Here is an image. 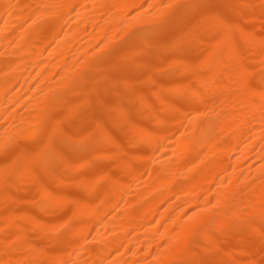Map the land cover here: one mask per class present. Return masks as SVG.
I'll return each instance as SVG.
<instances>
[{"label": "bare ground", "instance_id": "bare-ground-1", "mask_svg": "<svg viewBox=\"0 0 264 264\" xmlns=\"http://www.w3.org/2000/svg\"><path fill=\"white\" fill-rule=\"evenodd\" d=\"M262 95L264 0H0V264H264Z\"/></svg>", "mask_w": 264, "mask_h": 264}, {"label": "snow or ice", "instance_id": "snow-or-ice-1", "mask_svg": "<svg viewBox=\"0 0 264 264\" xmlns=\"http://www.w3.org/2000/svg\"><path fill=\"white\" fill-rule=\"evenodd\" d=\"M152 7H157L155 5H149V8ZM158 7H162L164 9H174L177 7H180L179 5H173L171 3H167V4H162ZM176 46V42L175 41H171L168 44V47L173 48ZM261 105L264 106V95H262L261 97ZM55 140L53 139L52 141H50V143L48 145H46L45 147L48 149L49 152H51L52 150H54L55 148ZM43 150V149H42ZM0 156L3 157V168L0 169V173H2L5 177H7L12 170H14L17 161L13 160L10 155H9V149L8 146L5 145L2 149V151H0ZM64 264H67V262H64Z\"/></svg>", "mask_w": 264, "mask_h": 264}, {"label": "rangeland", "instance_id": "rangeland-1", "mask_svg": "<svg viewBox=\"0 0 264 264\" xmlns=\"http://www.w3.org/2000/svg\"><path fill=\"white\" fill-rule=\"evenodd\" d=\"M257 31H259V33L262 32V31H260V30H257ZM257 31H256V32H257ZM257 33H258V32H257ZM186 103H187V101H179V100H176V104H177V105H180V106H184ZM121 143H122V145H123L124 148L127 147V140H126V138L124 137V135H122V137H121ZM65 146H66V145H65ZM62 147H64V146H62ZM64 148H66V147H64ZM143 149H144L143 146H135V147L132 148V152H135V153H136V152H140V151L143 150ZM110 169H111V168H110ZM110 169H109V167H108V170H110ZM110 171H112V170H110ZM79 175H80V173L78 174V176H79ZM81 175H82V174H81ZM81 175H80V176H81ZM76 193H77V192H74V191L71 192V191H70V193H69V194H70V197L73 196V195L75 196ZM70 207H71V206H70ZM70 207H68V208L65 210L66 213H67V212L69 213L68 210H70V209H69ZM71 209H72V207H71ZM68 213H67V214H68ZM64 214H65V213H64ZM49 248L51 249V246H50Z\"/></svg>", "mask_w": 264, "mask_h": 264}]
</instances>
